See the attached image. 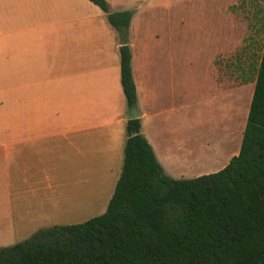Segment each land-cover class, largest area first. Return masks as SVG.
<instances>
[{
    "label": "crops",
    "instance_id": "crops-1",
    "mask_svg": "<svg viewBox=\"0 0 264 264\" xmlns=\"http://www.w3.org/2000/svg\"><path fill=\"white\" fill-rule=\"evenodd\" d=\"M106 1L112 12L132 11L127 44L140 133L164 173L180 179L221 170L238 154L246 122L240 125L237 139L216 151L208 142L187 145L176 140L174 145L169 138L180 132V118L189 113L188 80L182 72L174 73L172 54L174 38L183 40L194 29L184 16L192 0ZM231 5L227 0L224 16L218 9L196 24L212 54V76L217 69L215 56L234 53L245 37L257 32ZM112 29L105 12L89 0H0V217L5 223L11 222L12 212L5 205L12 197V161L17 151L25 152L45 137H92L96 129L104 135L101 151L107 156L115 155L117 143L124 146L127 134L119 128L126 127L128 105L120 81L122 44ZM181 44H175L177 53H187ZM192 106L198 124V98ZM198 150L204 159L197 161L193 155L187 169L175 170L187 154ZM60 166L59 161L54 165L53 177H59ZM117 176L118 172L114 181Z\"/></svg>",
    "mask_w": 264,
    "mask_h": 264
},
{
    "label": "trees",
    "instance_id": "trees-1",
    "mask_svg": "<svg viewBox=\"0 0 264 264\" xmlns=\"http://www.w3.org/2000/svg\"><path fill=\"white\" fill-rule=\"evenodd\" d=\"M89 1L125 42L120 81L130 106L136 103L127 44L132 11ZM126 133L106 210L0 248V264H264V45L239 152L221 170L174 179L140 133L138 118L127 120Z\"/></svg>",
    "mask_w": 264,
    "mask_h": 264
},
{
    "label": "rangeland",
    "instance_id": "rangeland-1",
    "mask_svg": "<svg viewBox=\"0 0 264 264\" xmlns=\"http://www.w3.org/2000/svg\"><path fill=\"white\" fill-rule=\"evenodd\" d=\"M226 1L192 0L187 3L184 16L194 29L179 40L183 43L180 47H185L187 53H177L175 44L179 41L173 40L174 73L178 71L180 75L182 72L190 90L188 116L180 118L183 120V123L180 121V132L169 136L174 145L176 140L187 145L208 142L216 147V151L237 139L240 125L246 122L244 113L251 100L264 45V0H229L234 6L233 11L257 27V32L255 36L245 37L234 53L215 56L217 69L212 76L209 67L212 54L205 44V34L195 29L197 23L210 19L218 9L224 16ZM112 30L121 43L123 39H120L118 31ZM197 98L200 110L196 117L198 124H194L191 110L192 102ZM184 121H188L187 124ZM120 130L127 134L126 127ZM91 135H86L87 138L80 134L45 137L33 148L14 154L12 197L5 205L12 212L11 222L5 223L0 217V248L21 242L40 229L80 223L106 210L117 180H113L114 175L118 172L119 176L121 171L124 146L117 143L115 155L110 156V152L107 156L104 150L101 151L104 142L101 129H96ZM193 155L197 161L204 159V153L199 150L189 153L178 162L175 170L187 169ZM58 161L60 174L53 177V170L56 172L54 165Z\"/></svg>",
    "mask_w": 264,
    "mask_h": 264
},
{
    "label": "water",
    "instance_id": "water-1",
    "mask_svg": "<svg viewBox=\"0 0 264 264\" xmlns=\"http://www.w3.org/2000/svg\"><path fill=\"white\" fill-rule=\"evenodd\" d=\"M124 40L121 41V44H124ZM139 117V113L136 107V103L128 106L127 113H126V119L131 120V119H137ZM134 135L135 132H132Z\"/></svg>",
    "mask_w": 264,
    "mask_h": 264
}]
</instances>
